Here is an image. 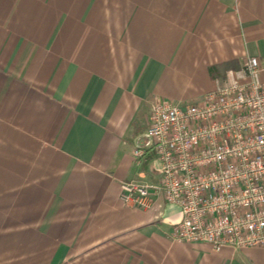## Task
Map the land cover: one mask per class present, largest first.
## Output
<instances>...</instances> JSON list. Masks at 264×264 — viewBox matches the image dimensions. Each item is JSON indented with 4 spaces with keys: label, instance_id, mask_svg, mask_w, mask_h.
I'll return each mask as SVG.
<instances>
[{
    "label": "crops",
    "instance_id": "crops-1",
    "mask_svg": "<svg viewBox=\"0 0 264 264\" xmlns=\"http://www.w3.org/2000/svg\"><path fill=\"white\" fill-rule=\"evenodd\" d=\"M251 56L264 0H0V264H264L173 240L161 195L121 199L160 180L155 103H199Z\"/></svg>",
    "mask_w": 264,
    "mask_h": 264
},
{
    "label": "built area",
    "instance_id": "built-area-1",
    "mask_svg": "<svg viewBox=\"0 0 264 264\" xmlns=\"http://www.w3.org/2000/svg\"><path fill=\"white\" fill-rule=\"evenodd\" d=\"M263 75L251 56L199 103L159 99L147 136L160 180L122 182V201L147 210L161 195L177 206L175 241L264 249ZM133 154L141 165L147 153Z\"/></svg>",
    "mask_w": 264,
    "mask_h": 264
}]
</instances>
